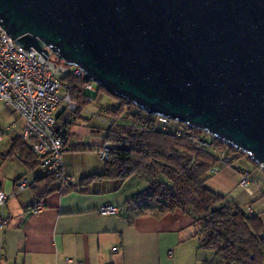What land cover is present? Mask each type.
<instances>
[{
    "label": "water",
    "instance_id": "obj_1",
    "mask_svg": "<svg viewBox=\"0 0 264 264\" xmlns=\"http://www.w3.org/2000/svg\"><path fill=\"white\" fill-rule=\"evenodd\" d=\"M0 23L86 82L264 169V0H0Z\"/></svg>",
    "mask_w": 264,
    "mask_h": 264
},
{
    "label": "crops",
    "instance_id": "obj_2",
    "mask_svg": "<svg viewBox=\"0 0 264 264\" xmlns=\"http://www.w3.org/2000/svg\"><path fill=\"white\" fill-rule=\"evenodd\" d=\"M74 133L64 153V168L74 177V189L53 191L38 203L30 187L20 192L15 187L17 179L32 172L17 157L0 158V176L6 177L2 187L8 193L17 192L4 208L9 224L0 226L1 264H224L213 251L200 248L195 220L182 210L128 217L125 204L149 185L143 177L133 175L121 187L108 178L95 179L82 191V177L105 171L97 154L104 133L102 144L94 146L76 140ZM12 136L10 131L4 134L1 151L9 149ZM72 137L75 141L70 144ZM87 155L94 162L79 165L78 158ZM243 169L251 171L252 194L238 185ZM231 170L242 192L231 199L244 203L247 210L252 208L264 222V169L238 158ZM107 203L117 205L120 212L100 214L98 209Z\"/></svg>",
    "mask_w": 264,
    "mask_h": 264
},
{
    "label": "trees",
    "instance_id": "obj_3",
    "mask_svg": "<svg viewBox=\"0 0 264 264\" xmlns=\"http://www.w3.org/2000/svg\"><path fill=\"white\" fill-rule=\"evenodd\" d=\"M65 81L71 88V101L76 106L73 110L67 107L59 114L66 150L72 126L78 123L83 110L96 101L101 91H108L101 85L97 91L84 90L86 81L82 75H69ZM113 96L118 103L101 111L111 120L104 128V141L100 146L108 144L111 147L104 162L105 171L82 177L80 189L86 191L95 179L108 178L121 187L133 175L143 177L148 181V187L125 204L129 218L147 213L160 216L182 210L195 220L198 227L195 236L200 248L213 251L222 263L264 264V222L260 215L250 213L242 204L227 199L207 185L212 169L219 161L217 154L199 148L186 131L178 135L179 125L173 124L162 130L158 115ZM125 113L129 122H118ZM190 131L203 136V130L191 128ZM213 143L230 148L234 159L229 166L233 167L237 159L246 154L240 150V154L236 153L238 149L217 138ZM11 157L19 158L30 172L38 168L39 157L20 136H12L9 149L0 150V158ZM65 173L70 176L66 170ZM74 184L73 180L63 185L60 177L51 174L29 187L38 203L53 191L73 190Z\"/></svg>",
    "mask_w": 264,
    "mask_h": 264
},
{
    "label": "built area",
    "instance_id": "obj_4",
    "mask_svg": "<svg viewBox=\"0 0 264 264\" xmlns=\"http://www.w3.org/2000/svg\"><path fill=\"white\" fill-rule=\"evenodd\" d=\"M48 50L45 58L37 49L23 47L15 38L7 33L0 23V102L12 108L16 114L9 125L12 134L23 138L30 149L39 157L38 168L30 175H24L15 181L16 191L20 192L38 179L54 174L63 180V185L73 181L64 168L65 135L60 132L62 121L59 118V109L64 103L72 108L71 88L65 81L69 75L84 76L82 69L77 65L65 64L59 61L53 51ZM50 57V58H49ZM52 59V60H51ZM84 90L97 91L95 82H86ZM162 130L171 125H179L177 134L186 131L190 138L201 149H209L217 154L218 163L212 172L217 173L225 166H229L234 157L230 148L220 147L213 143L212 138H206L190 131L187 124L172 120L165 116H158ZM207 133V132H206ZM209 134V133H208ZM210 135V134H209ZM4 139V132L0 131V141ZM98 157L105 162L111 152L106 144L97 150ZM239 187L252 194L250 189L251 171L243 169L240 172ZM5 177L0 176V226L9 224L4 214V208L12 195L2 187ZM39 209V207L37 208ZM102 215H115L120 212L117 205L107 203L98 209ZM248 211L253 213L252 208ZM3 256L0 255V264Z\"/></svg>",
    "mask_w": 264,
    "mask_h": 264
},
{
    "label": "rangeland",
    "instance_id": "obj_5",
    "mask_svg": "<svg viewBox=\"0 0 264 264\" xmlns=\"http://www.w3.org/2000/svg\"><path fill=\"white\" fill-rule=\"evenodd\" d=\"M95 86L97 89L99 88V84L95 83ZM93 94H96V93L93 92ZM116 103H118V99L116 97L109 94L108 92L101 91L100 94L98 95V98L96 99V101L94 103L90 104L89 106H87L84 109V112H82L83 113L82 117H80L78 120V124H79V125H77L78 127L76 128L75 125L72 126L71 133L73 134V132H75L73 137L78 138L76 140L82 139V141L88 146L89 145L94 146L95 143L98 144V142L102 144V141H100V138L102 137V135L104 133V130H105L104 128L111 122L109 116L106 115L105 113L101 112L102 108L112 107ZM64 107L67 108L68 103L62 104V106L60 107V109L58 111L61 112L62 109H64ZM75 107L76 106H72V108H70V109L73 110V109H75ZM126 115L127 114L125 113L121 118H119L118 122H129V118L126 117ZM15 116H16V114L13 112V110L10 106L5 105L4 103L0 102V129L7 128V126H9V124L12 123ZM94 126L99 127V129L93 128ZM73 128H75L77 131H75V129H73ZM5 131H4L5 133H8L10 130L5 129ZM84 131H86V132H84ZM202 134L206 138H212L211 135H209L205 131H202ZM12 135L16 136V134H12ZM73 137L70 139V144L75 141L73 139ZM1 144H3V141H0V145ZM88 151H90V150H88ZM236 153L240 154L241 152L239 150H236ZM241 158L247 159L248 163H250V166L257 164L255 161L250 159L247 156V154H242V156H240V159ZM93 162H94L93 157L88 156V155L87 156H80L78 158V161H77V163L79 165H81L83 163L90 164ZM100 163H102V162H100ZM231 169H233V167L229 166L227 168H222L217 173H211V176H210L209 180L207 181V185L211 189L222 193L223 195L226 196L227 199H231V198H233L234 195L242 193V192H240L241 190L236 188L238 179H237V176L234 173V171H232ZM2 177H5V176L2 175ZM5 181H6V177H5ZM9 184H11V179H9V181H8V185ZM242 205L245 207L244 203H242Z\"/></svg>",
    "mask_w": 264,
    "mask_h": 264
}]
</instances>
